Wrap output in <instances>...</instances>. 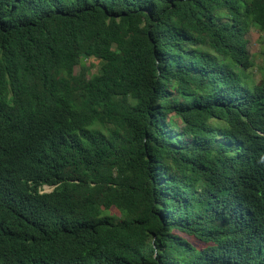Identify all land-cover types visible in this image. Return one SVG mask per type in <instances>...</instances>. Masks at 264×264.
Here are the masks:
<instances>
[{
  "label": "trees",
  "instance_id": "trees-1",
  "mask_svg": "<svg viewBox=\"0 0 264 264\" xmlns=\"http://www.w3.org/2000/svg\"><path fill=\"white\" fill-rule=\"evenodd\" d=\"M263 38L264 0H0V264H264Z\"/></svg>",
  "mask_w": 264,
  "mask_h": 264
},
{
  "label": "clouds",
  "instance_id": "clouds-1",
  "mask_svg": "<svg viewBox=\"0 0 264 264\" xmlns=\"http://www.w3.org/2000/svg\"><path fill=\"white\" fill-rule=\"evenodd\" d=\"M27 152L29 157H34V154H32L28 149ZM257 162L259 167H255L252 163L249 165L252 170V176H250V180L252 181V194L257 207L264 208V153L257 157ZM20 182L21 181L13 173L8 164L0 163V203L4 201L6 188L13 190L17 189ZM45 186L51 187L44 184L42 185V190Z\"/></svg>",
  "mask_w": 264,
  "mask_h": 264
},
{
  "label": "rangeland",
  "instance_id": "rangeland-1",
  "mask_svg": "<svg viewBox=\"0 0 264 264\" xmlns=\"http://www.w3.org/2000/svg\"><path fill=\"white\" fill-rule=\"evenodd\" d=\"M254 51L256 52V57L254 58L255 66L248 70L249 74H251L252 78L256 81L261 77V71L264 67V38L261 41H258V44H254ZM263 53V54H262ZM92 59L84 60V64L89 65V62H91ZM97 62V61H93ZM78 68H76L77 72ZM96 66L91 67V72H95ZM51 187H43L42 191H50Z\"/></svg>",
  "mask_w": 264,
  "mask_h": 264
}]
</instances>
